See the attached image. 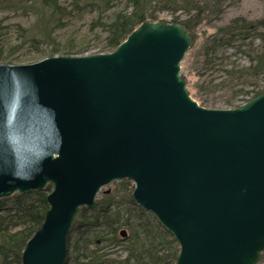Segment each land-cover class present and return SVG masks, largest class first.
Wrapping results in <instances>:
<instances>
[{
	"label": "water",
	"instance_id": "water-1",
	"mask_svg": "<svg viewBox=\"0 0 264 264\" xmlns=\"http://www.w3.org/2000/svg\"><path fill=\"white\" fill-rule=\"evenodd\" d=\"M192 41L145 21L111 52L0 65V200L53 185L22 264H64L79 208L120 179L178 241L175 264L261 259L264 90L199 105L181 75Z\"/></svg>",
	"mask_w": 264,
	"mask_h": 264
},
{
	"label": "trees",
	"instance_id": "trees-1",
	"mask_svg": "<svg viewBox=\"0 0 264 264\" xmlns=\"http://www.w3.org/2000/svg\"><path fill=\"white\" fill-rule=\"evenodd\" d=\"M221 1L71 0L65 5L60 0H0V12L34 17L29 25H2L0 20V64H17L21 60L17 55L45 58L111 51L142 22L162 20L163 12L171 13L173 21L183 22L195 37V28L206 11L220 12ZM181 13L186 19L180 20ZM83 19L84 27L75 26ZM84 28V34H94L98 41L91 47L78 45ZM63 31L72 34L64 38ZM200 52L204 69L220 73L218 88L231 91L233 97L226 101L229 106L235 107L264 89V16L233 18L207 37ZM237 54L249 63L240 64L233 58ZM132 190L131 181H120L117 189L98 198L95 208L79 210L69 232L64 264L175 263L179 253L176 239L151 213L135 204ZM47 194L48 190L0 200V264H21L27 241L44 221ZM122 229L127 231L124 236ZM119 245L125 247L126 256H112L108 251Z\"/></svg>",
	"mask_w": 264,
	"mask_h": 264
},
{
	"label": "rangeland",
	"instance_id": "rangeland-1",
	"mask_svg": "<svg viewBox=\"0 0 264 264\" xmlns=\"http://www.w3.org/2000/svg\"><path fill=\"white\" fill-rule=\"evenodd\" d=\"M63 4L69 5L71 0H60ZM210 2V0H206ZM201 3L204 4L205 0H201ZM220 12L216 10H209L203 16V20L195 28V37L191 44V48L188 50L185 58L181 63V74L187 80V86L191 96L201 105L207 108H231L226 102L230 100L232 96L231 91H226L224 89L218 88V83L220 81V73L214 69L205 70L203 67L202 54L200 52L204 41L210 35L214 34L217 31V28L228 24L233 18L242 16L248 19H258L264 16V0H222L220 5ZM180 20L186 19L185 14L181 13ZM89 18V16H87ZM160 19L164 21H173V15L169 12H163L160 15ZM0 20L3 21L2 25L8 24L9 22H22L25 25H29L34 21V17H29L22 14H14V12L2 11L0 12ZM86 22V19L78 21V25L82 26V23ZM83 32L78 35V40L80 43L79 46L86 48L88 46H93L95 44L94 34H84ZM72 34L68 31L61 32V35L64 38ZM94 42V43H89ZM91 44V45H90ZM232 53L233 50H230ZM89 53H97L96 50H92ZM201 54V55H200ZM59 55V54H56ZM17 55L19 62L17 64H23L25 62H32L29 60H41L42 56L37 57H19ZM234 59H237L240 64H247L249 61L244 55L237 54L233 56ZM39 59V60H38ZM27 60V61H25ZM8 63V62H4ZM217 70V69H216ZM222 76V75H221ZM252 90V88H249ZM252 95H249L251 97ZM241 103V102H239ZM120 181H114L105 187L98 194V198H101L105 191H114L118 187ZM127 232V231H126ZM112 253V256H126V250L123 245L116 246L114 248L108 249ZM257 264H264V251L262 252V258Z\"/></svg>",
	"mask_w": 264,
	"mask_h": 264
}]
</instances>
